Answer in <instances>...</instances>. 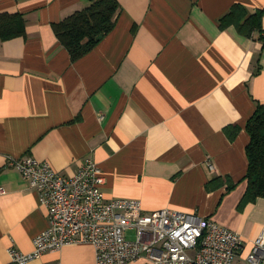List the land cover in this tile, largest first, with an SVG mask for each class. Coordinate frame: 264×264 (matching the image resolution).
<instances>
[{
	"label": "crops",
	"instance_id": "0c3cea01",
	"mask_svg": "<svg viewBox=\"0 0 264 264\" xmlns=\"http://www.w3.org/2000/svg\"><path fill=\"white\" fill-rule=\"evenodd\" d=\"M91 2L0 0V15L26 21L24 36L0 39V264H13L11 247L32 253L50 225L12 165L26 157L69 177L92 159L107 200L212 220L242 236L246 256L264 228V199L240 210L246 126L264 105V42L221 20L264 0H118L115 29L73 61L54 26ZM228 180L238 184L230 193ZM29 264H97V254L79 244Z\"/></svg>",
	"mask_w": 264,
	"mask_h": 264
},
{
	"label": "built area",
	"instance_id": "2783aa9c",
	"mask_svg": "<svg viewBox=\"0 0 264 264\" xmlns=\"http://www.w3.org/2000/svg\"><path fill=\"white\" fill-rule=\"evenodd\" d=\"M12 165L39 194L50 222L34 240L32 253L9 249L13 264H29L79 244L95 248L97 264H130L142 258L149 264H236L241 256V264H264V228L244 256L242 236L212 220L170 209L146 213L133 199L107 200L103 171L92 159L71 177L33 157Z\"/></svg>",
	"mask_w": 264,
	"mask_h": 264
},
{
	"label": "trees",
	"instance_id": "16d2710c",
	"mask_svg": "<svg viewBox=\"0 0 264 264\" xmlns=\"http://www.w3.org/2000/svg\"><path fill=\"white\" fill-rule=\"evenodd\" d=\"M120 11L118 0H92L89 7L56 24L54 30L62 45L71 54L72 60L77 61L91 53L115 29ZM263 20L264 8L250 14L244 6L235 5L221 20V27L226 29L235 25L241 34L248 37L258 33L259 40L264 42ZM25 33L26 21L22 15H0L1 40L21 37ZM246 130L250 136V143L246 148L248 170L241 183L246 182L248 187L240 210L264 199V105H258ZM237 185L228 180V192L234 191Z\"/></svg>",
	"mask_w": 264,
	"mask_h": 264
},
{
	"label": "water",
	"instance_id": "95a60500",
	"mask_svg": "<svg viewBox=\"0 0 264 264\" xmlns=\"http://www.w3.org/2000/svg\"><path fill=\"white\" fill-rule=\"evenodd\" d=\"M99 39H101V38H99Z\"/></svg>",
	"mask_w": 264,
	"mask_h": 264
},
{
	"label": "rangeland",
	"instance_id": "374dc122",
	"mask_svg": "<svg viewBox=\"0 0 264 264\" xmlns=\"http://www.w3.org/2000/svg\"><path fill=\"white\" fill-rule=\"evenodd\" d=\"M16 168V167H15Z\"/></svg>",
	"mask_w": 264,
	"mask_h": 264
}]
</instances>
